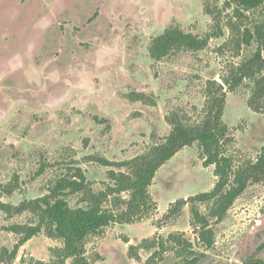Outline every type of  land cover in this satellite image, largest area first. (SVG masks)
I'll use <instances>...</instances> for the list:
<instances>
[{
  "label": "rangeland",
  "instance_id": "obj_1",
  "mask_svg": "<svg viewBox=\"0 0 264 264\" xmlns=\"http://www.w3.org/2000/svg\"><path fill=\"white\" fill-rule=\"evenodd\" d=\"M230 0H0V185L12 207L43 198L80 169L87 192L65 197L71 209L110 193L111 163L131 162L160 145L175 125L197 126L214 82L256 50L238 46L245 28L264 22V7L234 11ZM170 25L200 38L201 51L174 50L151 59L152 38ZM245 81L226 94L223 122L233 140L234 165L255 162L264 147V114L247 106ZM99 121H96L94 118ZM116 173L119 169H113ZM131 173L130 168L121 169ZM196 145L178 152L156 173L149 194L157 210L133 224H112L84 240L86 264H178L159 242L180 236L203 257L195 264L264 261V181L249 180L221 221L210 220L213 245L205 249L190 227V206L166 219L170 205L212 190ZM129 193L110 195L102 207L119 213ZM208 214L206 205H199ZM41 226L13 264H51L63 248L49 238L40 214L0 212V250L11 251L17 228ZM147 240V243H143ZM167 245V244H166ZM170 245V244H169ZM173 245V243H172ZM130 246H139L130 251ZM149 246V247H148ZM64 264H74L73 258Z\"/></svg>",
  "mask_w": 264,
  "mask_h": 264
},
{
  "label": "trees",
  "instance_id": "obj_2",
  "mask_svg": "<svg viewBox=\"0 0 264 264\" xmlns=\"http://www.w3.org/2000/svg\"><path fill=\"white\" fill-rule=\"evenodd\" d=\"M237 14L264 7V0H230ZM209 36L200 38L184 33L178 26L170 25L164 32L151 39L148 53L151 59L160 61L174 50L197 52L207 47ZM256 45L252 56L235 66L230 76L220 78L221 84L214 82L204 105V117L194 127L175 125L164 142L150 149L143 157L131 162L111 163L99 162L111 167L110 177L113 182L110 193L99 196L88 192L89 200L85 207L71 209L66 196L87 192L88 183L80 169L74 174L59 180L43 198L23 203L20 207H12L0 199V212L8 215H19L25 211L40 214L49 238L61 239L63 248L56 256L57 261L51 264H64L68 258L74 264H86L84 259V240L90 234H98L103 228L112 224H133L144 218L149 211L157 210L152 201L149 188L158 170L170 161L178 152L186 147L196 145L198 157L204 168L213 167L215 183L207 193H201L187 200H178L170 205L166 219L177 217L182 208L189 205L191 212L190 227L196 231L198 239L205 249L213 245V230L210 220L221 221L236 199L245 191L249 180L264 181V147L260 150L256 161L248 162L240 168L234 165L232 156L227 155V147L233 141L228 136V127L223 122L226 94L235 92L245 81L248 90L247 106L258 114H264V22L252 29L245 28L238 46ZM96 121H99L96 117ZM130 168L131 173L121 169ZM113 169H119L115 172ZM13 184L0 185V198L3 194H11ZM129 193L130 198L123 205L125 209L119 213L104 209L102 200L110 195ZM206 205L208 214H203L198 206ZM21 236L13 249L0 250V264H13L18 250L32 237L41 232V226L17 228ZM143 243H147L144 240ZM173 243V245H172ZM167 244V245H166ZM170 244V245H169ZM163 251H172L178 264H195L202 254L195 252L191 245L180 236L169 235L165 241L159 242ZM149 247V246H148ZM139 246H130L129 250H137ZM250 264H264L262 260H254Z\"/></svg>",
  "mask_w": 264,
  "mask_h": 264
}]
</instances>
